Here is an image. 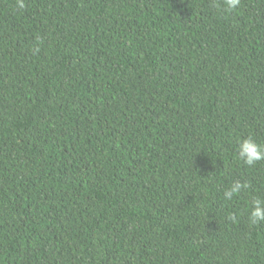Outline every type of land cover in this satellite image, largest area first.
Returning <instances> with one entry per match:
<instances>
[{"label":"trees","instance_id":"1","mask_svg":"<svg viewBox=\"0 0 264 264\" xmlns=\"http://www.w3.org/2000/svg\"><path fill=\"white\" fill-rule=\"evenodd\" d=\"M25 4L0 0V264H264V161L235 156L264 144V0Z\"/></svg>","mask_w":264,"mask_h":264},{"label":"clouds","instance_id":"2","mask_svg":"<svg viewBox=\"0 0 264 264\" xmlns=\"http://www.w3.org/2000/svg\"><path fill=\"white\" fill-rule=\"evenodd\" d=\"M241 4V0H222V11L231 14L236 11ZM16 7L24 9L25 0H16ZM39 47L34 49V53L39 52ZM235 156L239 162L249 168L254 167L259 162L264 161V144L258 143L251 135L237 139ZM250 182L246 180H235L223 190V199L233 201L242 195L247 194ZM249 224L252 226L264 222V198L256 197L250 200L246 208ZM228 219L233 223L237 222L235 214H229Z\"/></svg>","mask_w":264,"mask_h":264}]
</instances>
